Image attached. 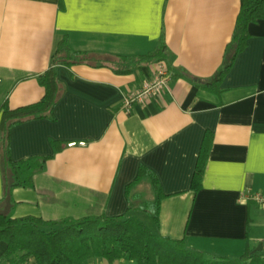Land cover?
I'll return each instance as SVG.
<instances>
[{
    "label": "crops",
    "instance_id": "1",
    "mask_svg": "<svg viewBox=\"0 0 264 264\" xmlns=\"http://www.w3.org/2000/svg\"><path fill=\"white\" fill-rule=\"evenodd\" d=\"M241 6V0H0V128L5 104L15 110L43 99L39 77L64 37L73 50L105 58L146 56L164 42L171 75L161 98L127 112L125 97L155 64L125 75L110 65L60 66L64 94L55 119L18 124L10 134L13 161L45 160L44 169L31 187L13 190L12 202L3 201L0 150V211L48 222L123 216L148 201L144 188L149 200L156 197L149 179L127 193L145 166L165 195L160 235L213 262L255 252L264 242V207L248 197L264 194V20L249 26L247 46L221 84L203 83L224 64ZM207 135L205 174L195 192ZM6 248L1 242L0 257Z\"/></svg>",
    "mask_w": 264,
    "mask_h": 264
},
{
    "label": "trees",
    "instance_id": "2",
    "mask_svg": "<svg viewBox=\"0 0 264 264\" xmlns=\"http://www.w3.org/2000/svg\"><path fill=\"white\" fill-rule=\"evenodd\" d=\"M241 12L225 61L216 75L203 83L211 86L221 84L229 73L239 53L247 46L250 38L249 26L264 20V0H241ZM159 50L146 56H112L73 50L69 39L64 37L56 46L50 68L39 77L45 88L43 99L29 106L11 109L2 108L0 128V150L4 180L3 201L12 202L16 187H31L36 172L44 169L45 160L38 164L30 159L15 162L11 156V129L18 124L39 120L55 119V109L64 94L58 79L60 66L69 68L80 64L95 67L110 65L117 74H132L149 64L168 62L166 45L161 42ZM169 63V62H168ZM211 136L207 135L193 177L192 188L198 192L202 187ZM149 179L155 191L153 201H142L132 205L131 212L118 217H89L64 219L48 222L41 218H15L9 212L0 211V243L7 248L0 260L10 264H90L94 259H105L110 263L118 260L136 261L138 264H264V252L249 251L236 260L210 261L202 253L185 249L184 241L160 235L161 205L165 195L154 171L141 166L135 181L128 186L127 193ZM136 196H134L135 198ZM148 215L154 229L142 219Z\"/></svg>",
    "mask_w": 264,
    "mask_h": 264
},
{
    "label": "built area",
    "instance_id": "3",
    "mask_svg": "<svg viewBox=\"0 0 264 264\" xmlns=\"http://www.w3.org/2000/svg\"><path fill=\"white\" fill-rule=\"evenodd\" d=\"M171 79L169 67L164 62L155 63L153 74L145 80L140 87L129 92L124 99L123 107L127 112H131L135 105H146L149 101L161 98L169 89ZM264 207V194L257 193L248 197ZM264 252V242H263Z\"/></svg>",
    "mask_w": 264,
    "mask_h": 264
},
{
    "label": "rangeland",
    "instance_id": "4",
    "mask_svg": "<svg viewBox=\"0 0 264 264\" xmlns=\"http://www.w3.org/2000/svg\"><path fill=\"white\" fill-rule=\"evenodd\" d=\"M150 190H151V187H150ZM150 196H151V192H150ZM144 197L146 198V200L152 201V200H149V188H147V187H146V189L144 188ZM142 219L144 220V222L147 223V225L151 229H154V225L152 224V221L150 220V217L148 215H143ZM214 261H219V260L214 259Z\"/></svg>",
    "mask_w": 264,
    "mask_h": 264
},
{
    "label": "water",
    "instance_id": "5",
    "mask_svg": "<svg viewBox=\"0 0 264 264\" xmlns=\"http://www.w3.org/2000/svg\"><path fill=\"white\" fill-rule=\"evenodd\" d=\"M255 252H263V244L261 243Z\"/></svg>",
    "mask_w": 264,
    "mask_h": 264
}]
</instances>
